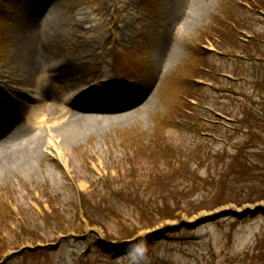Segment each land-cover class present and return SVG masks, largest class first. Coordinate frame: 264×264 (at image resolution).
Segmentation results:
<instances>
[{
  "label": "rangeland",
  "instance_id": "rangeland-1",
  "mask_svg": "<svg viewBox=\"0 0 264 264\" xmlns=\"http://www.w3.org/2000/svg\"><path fill=\"white\" fill-rule=\"evenodd\" d=\"M38 1L0 0L1 97H4V90L10 92L14 89L10 65L23 39L16 34L18 20ZM56 1L59 2V43L69 47L64 53L88 43L97 48L96 53L81 66L83 75L89 79L93 73L98 74L107 66L104 83L110 84L116 81V75H113L115 66L118 69L120 65L119 69L124 71L127 63L130 75H126L125 80L134 78L126 85V89L133 93L130 99L149 90L155 100L148 116L105 133H95L67 148V161L57 160L48 147L40 151L41 157L36 159L31 169L21 168L14 173L0 174V264L255 263L256 253L264 251V200L242 207L232 201L193 216L180 213L178 219L164 220L150 229V222L143 219L140 211L129 201L117 200L118 204L114 206L106 198L111 186L116 189L123 185L145 186L156 172L175 175L179 164L171 152L185 153L186 150L192 152L196 162L192 168L194 175L178 173L180 175L172 178L169 184L186 190L190 199L186 200L197 207L201 206L198 202L216 191L224 165L221 163L216 168L209 164L201 166L197 161L198 153L209 150L215 155L226 151L229 157L234 153L235 144L243 141L245 136L243 133L234 135L233 141H226V131L219 133L218 129L223 125L232 128L233 121L216 108L219 104L235 115L241 112L243 115L240 103L227 96V91L240 93L248 107L251 102L247 97L260 99L263 96L255 90L248 70L239 61L247 58L244 53L217 49L208 39V32L216 20L225 19V14L231 9L230 0H184L179 20H174V0ZM143 6L151 8L147 10L151 12L147 13ZM248 9L251 8L248 6ZM253 13L248 15L256 21L258 17ZM248 15L244 10V19ZM38 27L40 30L44 28L42 25ZM259 27L262 25L255 26V30ZM241 32V39L247 40L252 36L246 31ZM163 41L171 46L178 43L180 50L171 67L159 73L156 53ZM201 47L206 49L207 60L199 55ZM50 56L56 60L52 52ZM139 61L149 62L147 68L142 67L145 62L141 65L137 63ZM203 65L217 69V75L222 78L220 84L199 75V66ZM131 69H137V74ZM199 101L205 103V110L198 108L192 111L202 113L219 126L211 136L184 130L177 124L181 116L179 108L192 103L197 106ZM222 119L225 122L221 123ZM135 146H138V154ZM143 146L146 152L149 151L146 155L139 151ZM255 173L254 177L234 182L235 201L243 191L261 187L262 172ZM209 177H214V182H208ZM194 185H198L197 188ZM82 195H88L87 201L95 203L104 214L110 213L106 218H99L104 228L91 227L82 214L78 216ZM113 206L115 213H111ZM261 207L263 213H259ZM245 210L253 211V214L245 217L234 215ZM228 212H231L229 216ZM57 218L63 222V229L69 232L66 238L55 235L49 227L55 225L54 222L47 224ZM23 225L40 230L32 229L31 234L21 238L19 232ZM73 229H83L84 236H77ZM124 229L138 233L122 244L112 241L106 245L109 241H106L105 233L121 239ZM30 240L39 243L37 246L31 243L24 245ZM137 241L142 246L130 248L128 243ZM120 245L126 246L117 247ZM39 247L46 251L31 254L27 251ZM253 252L255 254L250 260L248 257Z\"/></svg>",
  "mask_w": 264,
  "mask_h": 264
},
{
  "label": "bare ground",
  "instance_id": "bare-ground-1",
  "mask_svg": "<svg viewBox=\"0 0 264 264\" xmlns=\"http://www.w3.org/2000/svg\"><path fill=\"white\" fill-rule=\"evenodd\" d=\"M183 2L174 0V20H179ZM58 11V1L39 0L18 20L16 34L23 39L10 65L14 89L0 96V174L31 169L48 147L57 160L67 161V148L82 139L152 111L155 98L149 90L127 100L99 95L107 66L89 79L83 75L81 66L97 48L88 43L64 53L69 47L59 43ZM164 41L156 53L159 73L171 67L180 50L178 43L171 46Z\"/></svg>",
  "mask_w": 264,
  "mask_h": 264
},
{
  "label": "trees",
  "instance_id": "trees-1",
  "mask_svg": "<svg viewBox=\"0 0 264 264\" xmlns=\"http://www.w3.org/2000/svg\"><path fill=\"white\" fill-rule=\"evenodd\" d=\"M237 1L238 0H230L228 4L231 9H228L229 12L225 14V19L218 18L216 20L217 23L215 22V25L211 27L208 32V39L215 43L220 49H230L233 52L240 50L244 53L247 58L239 59V61L243 63L244 69L248 70V76L252 78L255 90L261 92L263 96L260 99L247 97L251 102V106L248 107L245 105V101L241 94H236V91L234 93H232V91H227V96L239 102L241 105L240 108L243 111V115L242 112L239 115H235L233 112L226 110L224 106L218 105V109L225 115L234 118L235 127L233 129H225L223 126L219 127L209 124L198 116L194 119L197 127H203L201 130L204 133H211L212 128L217 130L219 127L220 129L217 131L219 133L226 131L225 136L227 139L234 138V134L238 136L243 133L245 135L243 141L239 140L237 142L234 153L229 157H227L228 153L226 151L222 154L215 155H212L209 150L198 153L197 161L201 166L209 164L211 168H216V165L221 163L224 165L223 170L219 173L218 183H216V186L215 183L213 185L216 191L209 198L197 203L198 206H201L197 207L186 200V198L189 199L186 190L169 184L172 178L180 175L178 173L185 172L187 176L194 175L192 168L193 165H196V162L193 159L192 153L183 159L177 158L179 168L175 175H163V173L156 172L155 175L151 177L150 182L145 186L120 185L121 187L118 189L114 188V186L111 187V189H113H110V192L108 191V196H106L107 201L114 206H116L119 201H129L132 206L140 211L141 217L150 222L148 225L149 228L157 226L164 220L178 219L180 213L193 216L204 210L211 211L222 207L223 205L232 203V201H234L233 203L238 207H241L247 203L254 204L264 200V19L259 18L261 16L259 12H264V0H240L249 3L252 6L251 10H248L239 3L237 4ZM226 8L227 7H225V9ZM244 10L246 11V15L250 12H254L258 19L255 21L254 17L249 15L247 19H244ZM260 24L262 27L255 30V26L257 27ZM259 29L261 31H259ZM241 31L249 32V34L252 35L248 42L241 40ZM216 41H218V43ZM199 52V55H203L202 57L207 60V55H205L206 51L200 49ZM258 57L263 59L261 60ZM235 72L239 74V71ZM198 73L201 76L209 77L212 81L217 83L216 85L220 84L222 80V78L217 75L218 71L215 67H207L205 65L199 66ZM233 94L234 97H232ZM133 145L137 144L133 143ZM137 150L138 146L136 149V153L138 154ZM139 151L144 152V147L140 148ZM257 171L262 172L260 173L261 187L256 186L249 189V192L246 190L245 193H243V191L240 197L235 201V199H233L235 192L234 182L245 177H254ZM136 178L137 177H135V179ZM212 179H214V177H209L207 181L211 182L213 181ZM197 186L198 185H194V188H197ZM183 199L185 200L183 201ZM87 200L88 195H82L79 199L78 216L82 214L81 216L84 217L91 227L104 228L99 218H106L110 213L104 214L95 203ZM114 206L111 208V213L116 212ZM53 220L49 221L47 224L54 222L55 225H49V227L51 226L57 233H68L67 230L63 229L64 224L59 218ZM22 229L28 233L26 227ZM75 231L82 233L83 229H76ZM137 233L138 232L135 230L131 231L130 229H124V235L121 239H116L110 233H106V238L108 241L123 242L124 240L134 238ZM25 236L26 233L20 235L21 238ZM29 242L34 244L37 243L36 240H30ZM254 252L251 257H248L250 260L255 254ZM256 255L257 256L254 257L255 263L253 264H264V251H259Z\"/></svg>",
  "mask_w": 264,
  "mask_h": 264
},
{
  "label": "water",
  "instance_id": "water-1",
  "mask_svg": "<svg viewBox=\"0 0 264 264\" xmlns=\"http://www.w3.org/2000/svg\"><path fill=\"white\" fill-rule=\"evenodd\" d=\"M260 210V209H259ZM262 210V209H261Z\"/></svg>",
  "mask_w": 264,
  "mask_h": 264
}]
</instances>
